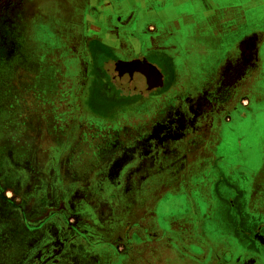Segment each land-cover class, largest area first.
Here are the masks:
<instances>
[{"label":"rangeland","instance_id":"1","mask_svg":"<svg viewBox=\"0 0 264 264\" xmlns=\"http://www.w3.org/2000/svg\"><path fill=\"white\" fill-rule=\"evenodd\" d=\"M225 1L227 59L236 46V59L248 64L258 48L264 70V0ZM131 5L0 0V264L153 263L157 203L192 184L183 170L207 132L186 125L187 109L198 111L202 98L183 99L175 121L155 113L111 120L89 110V94L127 97L139 84L137 70L89 44L106 33L109 13L121 16ZM211 59L188 87L217 104L223 68ZM222 83L226 92L233 88ZM246 120L241 140L260 127L264 135V114Z\"/></svg>","mask_w":264,"mask_h":264},{"label":"crops","instance_id":"2","mask_svg":"<svg viewBox=\"0 0 264 264\" xmlns=\"http://www.w3.org/2000/svg\"><path fill=\"white\" fill-rule=\"evenodd\" d=\"M127 2L136 5L121 16L109 13L106 33L96 40L113 53L121 68L137 70L139 77L134 80L139 84L128 88L129 93H135L124 98L127 102L109 104L111 111L92 110L93 114H108L111 120L113 116L125 119L132 113L139 117L140 101L131 102L142 98V103L148 101L154 107L170 101L172 104L182 97L183 84L187 98L193 99L187 95L188 84L197 81L195 71L199 67L211 66L212 56L218 57L217 65L223 68L222 81L233 85L226 92L219 81L221 85L214 93L221 101L200 110L203 116H209L211 133L201 159L187 163L185 171L192 184L170 192L157 203L160 224L157 220L153 264H264V135L258 128V159L255 137L239 138L247 118L254 121L255 114H264L258 109L264 106V70L258 48L248 64L236 59V46L234 60L227 59L224 28L226 10L231 9L228 1ZM227 65L232 70L228 76ZM247 66L249 70L243 72ZM166 83H171L169 89L159 93ZM152 92L159 94H149ZM204 96L211 98L209 93ZM243 98H247L245 103ZM233 114L239 116L231 124ZM215 138L217 145L213 143Z\"/></svg>","mask_w":264,"mask_h":264},{"label":"flooded vegetation","instance_id":"3","mask_svg":"<svg viewBox=\"0 0 264 264\" xmlns=\"http://www.w3.org/2000/svg\"><path fill=\"white\" fill-rule=\"evenodd\" d=\"M95 43V44H94ZM89 44H93V45H95V46H97L100 50H103L104 51V53H107L108 55H110V57L112 58V60L114 61V62H116V59H115V57H114V55H113V53L111 52V51H109V50H107V48H105V47H103L97 40H96V38H94V37H92L91 39H90V42H89ZM90 46V45H89ZM201 68H203V67H201ZM206 68V67H205ZM198 70H199V68H198ZM197 78V77H196ZM97 79L98 80H101V77H100V75H97ZM171 86V83H166L164 86H163V90L161 91V92H159V93H164L163 91H167L168 89H169V87ZM166 87V88H165ZM164 88H165V90H164ZM191 92V93H190ZM131 93H135V92H131ZM158 92L157 93H149V94H151V95H156V94H159ZM185 93V92H184ZM192 93H194L192 90H189V93H187V95L189 94V95H191V96H194L193 97V99H189V98H187V96H186V94H184V95H181L182 97H180V98H178L177 100H174V101H172L173 103L171 104L170 102H166V103H164V104H161V105H159V106H157V107H154V106H151V105H148V101L147 102H145V103H142V101H141V99H139L138 101H135V102H131V103H138L139 101H140V104H141V112H139V117L137 116V114L136 113H134V117H138L140 120L141 119H145L147 116H149L150 114H152V113H155V115H157V116H160V118H161V116H165V115H169V119L170 120H172V121H175L176 119V117H178V113L177 112H175V110L179 107V103L184 99V100H186V102L188 103L189 102V104H192V102H193V100H195L196 98H198V99H200V97L203 99V105H201L200 106V108H198L199 110L198 111H196L195 112V109L193 108V106L191 107V108H188L187 109V111H191V112H187V115H189L187 118H186V125H187V127L188 126H190L191 127V130H193V131H196V130H198V129H200V130H202V131H204L205 130V132H207V134H206V136H205V139L203 140V143L201 144V147L196 151V152H194L188 159H187V161H186V165H185V168H184V170H183V178L185 177L186 178V180H187V182H189V179L190 178H187V175H186V167H187V163L189 162V161H198V160H200L201 159V154H202V150H203V147H204V144H205V141L207 140V138H208V136H209V133H211V132H209V129H208V119H209V116L207 115H205V116H203L202 115V113H200V110L201 109H203V106L204 107H208L209 105L211 106L212 104L210 103V101H204L205 99H208L207 97H205L204 96V98H203V94L201 95V96H199V97H195L196 95H194V94H192ZM205 95V94H204ZM114 97V98H113ZM124 98H126V97H121V96H119V97H117V96H106V95H99V96H97L96 98H95V96H93L92 94H89L88 95V97H87V99H89V110L90 111H95V110H98V109H100V110H103V111H105V112H107V110L108 111H111V108H113V107H108V105L109 104H114L115 106H118V104L119 103H122V102H127V101H124ZM123 99V100H122ZM209 100V99H208ZM151 106V107H150ZM147 108H149V110L148 111H146V109ZM169 109H170V112H168L167 113V110L169 111ZM172 110V111H171ZM148 112H150V114L148 113ZM92 113H94V112H92ZM174 114H176V115H174ZM132 115H133V113H132ZM102 117H105V118H109L110 116L107 114V116H102ZM198 117V121L200 122V124H199V127H196V126H194V124H195V122H196V118ZM200 118V119H199ZM208 118V119H207ZM161 120H163L162 118H161ZM213 121H215L214 119H212ZM210 121V120H209ZM189 129V128H188ZM215 141H213V143L214 144H218L217 143V140H218V138H215L214 139ZM205 154H208V151H203ZM196 163V162H195ZM189 186V185H188ZM183 187H187V186H183ZM179 188H181V187H179ZM179 188H173V189H171L170 191H168L167 193H165V196L166 195H169L170 194V192L172 193V192H176ZM158 220V221H157ZM156 221L158 222V224H160V220L159 219H157V216H156V210H155V229H156ZM153 264V263H152Z\"/></svg>","mask_w":264,"mask_h":264}]
</instances>
